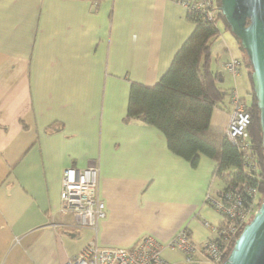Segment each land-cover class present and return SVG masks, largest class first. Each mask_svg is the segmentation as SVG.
<instances>
[{
	"label": "crops",
	"instance_id": "1",
	"mask_svg": "<svg viewBox=\"0 0 264 264\" xmlns=\"http://www.w3.org/2000/svg\"><path fill=\"white\" fill-rule=\"evenodd\" d=\"M194 29L171 0H0V264H64L92 240L166 245L186 227L199 246L211 237L216 162L192 166L159 129L125 120L131 84L153 87ZM90 165L106 207L97 231L61 211L63 172Z\"/></svg>",
	"mask_w": 264,
	"mask_h": 264
},
{
	"label": "trees",
	"instance_id": "2",
	"mask_svg": "<svg viewBox=\"0 0 264 264\" xmlns=\"http://www.w3.org/2000/svg\"><path fill=\"white\" fill-rule=\"evenodd\" d=\"M214 5L217 10L214 21L205 20L199 11L188 14L195 29L176 53L170 68L153 87L131 84L125 120H138L159 129L166 137L169 150L192 166L198 165L200 155L213 159L216 162L215 176L224 181V189L249 178L253 184L260 185L264 195L262 134L247 58L243 62L249 67L251 88L248 92L251 95L248 103L251 115L249 133L259 178H250L244 172L245 153L227 139L225 129L210 126L214 110L230 90L221 86L223 74L212 66V41L222 34L219 22L222 21L224 28L230 30L220 12L219 0H214ZM230 252L229 247L224 261Z\"/></svg>",
	"mask_w": 264,
	"mask_h": 264
},
{
	"label": "built area",
	"instance_id": "3",
	"mask_svg": "<svg viewBox=\"0 0 264 264\" xmlns=\"http://www.w3.org/2000/svg\"><path fill=\"white\" fill-rule=\"evenodd\" d=\"M184 7L187 14L199 11L207 21L217 17L214 0H171ZM243 61L230 57L224 64L226 72L234 81L240 76ZM229 120L225 130L227 139L244 152V172L250 178H259L258 164L253 156V145L249 127L251 115L248 102L242 98L236 86L229 90ZM99 167L90 165L79 169H66L61 179V211L76 218L79 227H89L97 231L99 222L106 217L105 203L99 195ZM263 198L260 185L249 178L237 181L227 189L208 193L206 203L220 217L217 225L205 222L211 230V237L204 245H197L186 227L180 230L166 245L152 236H144L130 249L105 248L95 240L77 256L64 264H168L162 257V250L168 247L183 255L186 263H194L202 256L212 264H223L230 245L236 240L249 219L254 216ZM241 230V231H240Z\"/></svg>",
	"mask_w": 264,
	"mask_h": 264
},
{
	"label": "water",
	"instance_id": "4",
	"mask_svg": "<svg viewBox=\"0 0 264 264\" xmlns=\"http://www.w3.org/2000/svg\"><path fill=\"white\" fill-rule=\"evenodd\" d=\"M220 12L251 66L264 151V0H219ZM223 264H264V195Z\"/></svg>",
	"mask_w": 264,
	"mask_h": 264
},
{
	"label": "rangeland",
	"instance_id": "5",
	"mask_svg": "<svg viewBox=\"0 0 264 264\" xmlns=\"http://www.w3.org/2000/svg\"><path fill=\"white\" fill-rule=\"evenodd\" d=\"M219 26L222 30V34L212 41V45H211V49L213 53L212 63H213L214 70L219 71L223 74L224 81L222 82L221 86L224 89L229 90L230 88L233 87V85H235L234 79L232 78L231 75H229L226 72L225 68H223L224 67L223 62L228 57L229 51L233 54V56H235V58H239L242 61L244 60V58H246V54L244 50L240 47V43L238 39L231 33L230 30H225L224 24L222 21L219 22ZM248 69L249 67L246 66L245 63L243 62L242 73L244 76L243 78H239V79L237 78V87L239 89L241 96L247 98L246 101L250 103L251 95L248 94V92H250L251 88H250V82L248 79V72H247ZM223 100H224L223 102L219 103L220 106L214 110L213 118H212V125L216 126V128L219 130L224 129V127L226 126L228 122V114H227L226 107L230 108L229 97L226 96ZM222 106L224 107L221 108ZM224 185H225L224 181L221 180L220 178L215 180V184H214L215 190L218 189L219 187H223ZM252 218L253 216L249 219V222L252 220ZM232 247H233V243L230 245L231 250H232ZM205 261H203L201 264H212L210 261L206 259ZM195 262L197 263L199 262V257H197V260Z\"/></svg>",
	"mask_w": 264,
	"mask_h": 264
}]
</instances>
